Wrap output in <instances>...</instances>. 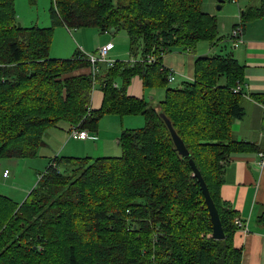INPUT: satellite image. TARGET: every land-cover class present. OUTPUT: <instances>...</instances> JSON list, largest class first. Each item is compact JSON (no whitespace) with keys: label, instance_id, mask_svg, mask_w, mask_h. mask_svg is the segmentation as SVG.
I'll return each mask as SVG.
<instances>
[{"label":"trees","instance_id":"obj_1","mask_svg":"<svg viewBox=\"0 0 264 264\" xmlns=\"http://www.w3.org/2000/svg\"><path fill=\"white\" fill-rule=\"evenodd\" d=\"M50 10L54 24L125 29L133 55L157 58L116 60L105 71L102 105L92 108L94 77L73 73L92 66L86 53L51 56L55 27L19 26L15 0H0V158L35 155L45 130L62 121L95 130L104 114L117 113L143 114L146 124L121 131V155L55 156L23 202L0 193V264H240L235 211L220 195L229 155L249 146L232 130L245 115L242 89L235 91L243 80L238 59L229 52L198 56L194 79L168 85L159 108L113 81L139 74L147 86L167 85L164 54L178 43H216L217 16L202 0H52ZM251 12L264 15V0L242 20ZM190 159L215 201L222 239L213 236ZM258 220L264 225V207Z\"/></svg>","mask_w":264,"mask_h":264},{"label":"crops","instance_id":"obj_2","mask_svg":"<svg viewBox=\"0 0 264 264\" xmlns=\"http://www.w3.org/2000/svg\"><path fill=\"white\" fill-rule=\"evenodd\" d=\"M229 1H233L238 4V9L240 12L239 17H241V21L238 23L234 22L233 28L237 24L242 25L243 35L241 40H234L231 37V34L228 38L225 35H221L219 32V36H221V38L216 43L210 41L209 44V49H211L210 53H207L206 50V52L200 54L196 53L194 56H191L190 54L191 49L187 48L189 54L180 51L178 53L169 55L170 53L168 52L164 54V59H166L168 62L175 65L176 67L180 68L183 62L185 61L186 56L188 57V61H189L188 63L190 65V69L192 72L188 74L184 73L183 76L187 79L185 81L194 79L195 61L197 57L201 55H211L216 53L229 52L234 57H236L239 63L242 65L243 80L241 82V89H242L241 94L243 95L245 115L243 117L236 118L233 121L232 130H233V135L237 140L248 142L249 146L245 148H240L239 150H236L229 155L228 162L225 166V171H224V181L220 187V195L223 200L227 201L229 205L232 206V208L235 211V217L239 216L240 218L248 222L249 231L244 232L242 229H240L237 226V229L234 231L233 234L234 246L241 248L243 252L240 264H264V225L260 224L258 220L260 212L264 207V15L251 16L252 14L251 12L248 18L243 19L244 20L243 21L242 20L243 11L254 9L255 7L261 4L262 0H229ZM225 2L226 0H224L221 8L225 6ZM31 4H37V2ZM20 13L21 12H19L18 14L16 10L17 19L19 18L21 19L22 15H24ZM239 17L237 19H239ZM20 22L21 25H24L23 21ZM61 24L69 30V32H67L69 34H72V30L77 29L78 34L81 31H86V32H90V34L93 33L95 36H97L98 43L94 46H90L88 42L89 39L87 38V36L84 35L80 36L82 39L81 45L85 49H87V45H88V47H92L91 48L92 50L99 45H104L105 43H109V42L114 43L113 37L110 35V33L113 36H115L117 32L122 30L120 29L119 31H113V30L103 31L98 26H85L83 27L85 29H79L81 27L70 28L63 23ZM33 25H38V24H33ZM33 25H27V26H33ZM42 26L47 27V25H42ZM94 27L96 29H91L93 31L86 29V28H94ZM69 36L70 37L67 36L66 39L70 40L71 38V40H73L74 42L72 36L71 35ZM70 41L63 42V44H65V46H69L70 50H72L73 45L72 43H70ZM229 42L232 48L230 50H228V45H227L229 44ZM114 48L115 45L113 49ZM111 51L109 52V57H111L110 56ZM117 61H121V60H117ZM112 66L114 65H108L105 62H101L99 64L98 70H95L94 67L92 66H87V67L79 68L73 72L74 74L91 73V75L94 77L90 107L99 108L102 105L103 97H104V91L102 88L104 85L105 71ZM124 66L125 65L123 64L121 69L124 68ZM100 70L103 73L100 74ZM119 79H122L123 86H125L127 93H129L130 95H135L140 98H143L150 105L159 108L160 102L161 100H163L165 95L158 102V104L148 101L146 99V94H145V89L147 85L144 84V81L139 74L133 75L128 83H124L123 77L121 75H118L116 77L114 75L113 81L118 87H122L118 83ZM99 83L101 84L100 87H98ZM94 86L96 87V89H94L95 88ZM167 86L168 85H166V87ZM166 87H165V91H166ZM108 114L114 115L116 117L120 116L117 113H108ZM126 115H132V114H126ZM123 120L124 119L122 118L120 132L125 128L123 124ZM63 124H66L68 129L70 128V123H68L67 121L59 122L56 125H63ZM119 134L120 133H118L116 136L118 137V140H119ZM71 139H72L71 137L67 139L68 142L61 149L60 151L61 153H73V152H64V148H66L70 144ZM107 139H108V135H106L103 130H100V128H97L92 132L89 131V136L87 138L74 139V140H79L82 143H84V149L82 151H86V152L94 151L93 150L94 146L90 147L87 144L88 140H92L96 142L95 143L96 151L98 150L99 153L104 152L103 156H118V155L106 154L107 152H106L105 141H107ZM60 141H62V138L57 143H60ZM59 156L79 157L74 155H59ZM18 158H23V157H18ZM86 158L94 159V157H89V156ZM18 164L20 166L22 164V161L18 162ZM8 171L9 172L7 175L3 173L5 177L9 176L10 174L9 169ZM26 189L23 190L28 191V188ZM9 196L12 197L11 195ZM12 198L15 199L14 197Z\"/></svg>","mask_w":264,"mask_h":264},{"label":"rangeland","instance_id":"obj_3","mask_svg":"<svg viewBox=\"0 0 264 264\" xmlns=\"http://www.w3.org/2000/svg\"><path fill=\"white\" fill-rule=\"evenodd\" d=\"M223 4V2H222ZM51 5L52 0H37V4H31L30 0H15V8L19 14L22 15L21 19L19 18L18 21H23L25 26L27 25H47V26H54V36L53 41L50 48L51 56L56 57H63L69 58L72 57L75 53H77L78 49L82 50L86 54H96L99 49L103 45L97 46L95 49H91L92 47H88L85 49L82 45V39L80 36H87L89 39L90 46H94L98 43V37L95 36L93 33L81 31L78 34L77 29L72 30V34H69V30L63 26L61 23L54 24L51 14ZM203 8L211 13L215 14L218 18V28L221 35H225L229 38L234 22H240L241 17H239L240 12L238 9V4L226 0L225 6L221 9L218 8L221 5L220 0H202ZM219 10H218V9ZM239 17V19H237ZM79 29H85L83 27ZM86 29H96L94 28H86ZM93 31V30H91ZM72 36L73 40H67L66 37ZM110 35L113 37L115 48L111 51L110 56L115 60H123L124 62L129 61L132 58L141 59L143 54L139 51L136 55L131 53V42L129 39V35L125 29L120 30L113 36L111 33ZM115 39V40H114ZM72 43L73 49L70 50L69 46H65L63 42ZM106 44V43H105ZM210 41L207 39H199L195 42V44L191 47H186L184 44H174L170 51V54H175L178 52H185L188 53L187 48L191 49V56H194L196 53L200 54L203 52L210 53L211 49H209ZM228 50L232 49L231 44L229 42ZM91 49V50H88ZM189 54V53H188ZM188 57L186 56L185 61L181 65L180 68L176 67L175 65L168 62L163 57V63L168 68L167 74L171 71L175 73L177 79L172 82H168L167 85L169 86H178L183 81L187 80L183 75L188 74L191 71L190 65L188 63ZM126 64H130L127 62ZM91 65V64H90ZM103 73L100 70V74ZM182 74V75H180ZM120 86H123L122 79L118 80ZM100 83L98 87H100ZM95 87V86H94ZM165 87L164 84H154L153 86H147L145 89L146 99L150 102H154L158 104V102L164 97L165 95ZM96 89V87L94 88ZM123 124L126 129L128 128H142L146 124V119L143 114H132L123 116H114L111 114H104L100 119V126L98 124V128L103 130L106 135H108L106 143V154L110 155H121L123 150L122 146L118 142L117 134L121 133V123ZM117 119V120H116ZM115 121V122H114ZM120 125V126H119ZM119 126V127H118ZM118 127V128H117ZM90 132L94 130L88 129ZM118 132V133H116ZM70 136V128L68 129L66 124L63 125H52L47 128L43 134L42 140L37 148V153L33 156H27L23 158L18 157H1L0 158V193L2 194H9L14 197L17 201L23 202L27 196L29 195L31 189L37 184L40 174L45 171L46 166L50 159H53L56 155H74L79 157H98L103 156V153H99L96 151L95 141L88 140L87 144L90 147H93L94 151L86 152L82 151L84 149V143L79 140H70V144L64 148V152H73V153H61V149L66 145ZM120 136V134H119ZM60 143H57L61 140ZM44 141V142H43ZM86 144V143H85ZM61 157V156H60ZM22 161V164L19 166L18 162ZM25 163V164H24ZM62 168V166H61ZM6 169L10 170L9 176L5 177L3 175ZM17 188V189H16ZM28 188V191H24L23 189ZM27 190V189H26ZM16 191V193H15Z\"/></svg>","mask_w":264,"mask_h":264},{"label":"built area","instance_id":"obj_4","mask_svg":"<svg viewBox=\"0 0 264 264\" xmlns=\"http://www.w3.org/2000/svg\"><path fill=\"white\" fill-rule=\"evenodd\" d=\"M243 35V27L241 24H237L234 26L231 37L234 40H241ZM114 43L109 42L104 44L99 51L96 54H86L87 59L91 62L92 67H94L95 70H98L99 64L101 62H105L108 65H113L115 63V59L109 57V52L113 49ZM157 56L154 53H148L146 57H142L141 59L138 58H132L129 60L130 64H134L135 62H142L145 61L147 63L154 62L156 60ZM168 70V69H167ZM168 81L172 82L177 79V76L173 71L169 72L168 74ZM241 90V84H238L235 87V91ZM89 136V131L86 128H81L79 125H74L70 128V136L72 139H85ZM53 165L56 166V162H53ZM8 169L4 171V174H8ZM234 223L236 226H238L240 229H242L244 232L249 231L248 222L240 218L239 216H236L234 218Z\"/></svg>","mask_w":264,"mask_h":264},{"label":"water","instance_id":"obj_5","mask_svg":"<svg viewBox=\"0 0 264 264\" xmlns=\"http://www.w3.org/2000/svg\"><path fill=\"white\" fill-rule=\"evenodd\" d=\"M222 2H224V0H220L221 5L218 6L219 8L222 7ZM18 25H21L20 21H18ZM161 115L165 119V122L167 123V125L171 131L172 137L174 139V142H175V145H176L178 151L183 156H188L190 154V152H189L184 140L181 138V136L175 130L171 120L164 113H162ZM190 163H191V166L193 168L194 175L198 177V179L200 181L201 188H202L203 193H204L205 202L207 204V207L209 209V213L211 216L212 227H213V236L216 239H222L225 237V231H224L223 224H222V221L220 218L219 211H218L217 206L215 204V201L213 200L211 193L209 191V188H208L199 168L197 167L196 163L194 162L193 159H190Z\"/></svg>","mask_w":264,"mask_h":264}]
</instances>
